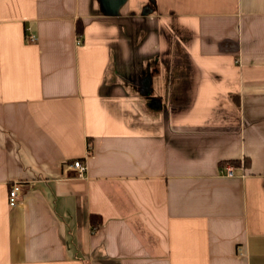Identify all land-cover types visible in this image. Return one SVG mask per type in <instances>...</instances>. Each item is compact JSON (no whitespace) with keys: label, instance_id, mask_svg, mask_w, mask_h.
Masks as SVG:
<instances>
[{"label":"crops","instance_id":"0c3cea01","mask_svg":"<svg viewBox=\"0 0 264 264\" xmlns=\"http://www.w3.org/2000/svg\"><path fill=\"white\" fill-rule=\"evenodd\" d=\"M0 264H264V0H0Z\"/></svg>","mask_w":264,"mask_h":264},{"label":"built area","instance_id":"2783aa9c","mask_svg":"<svg viewBox=\"0 0 264 264\" xmlns=\"http://www.w3.org/2000/svg\"><path fill=\"white\" fill-rule=\"evenodd\" d=\"M25 39L27 42L29 43H34L37 38L35 37V35H29L26 34ZM77 43H79V39L77 40ZM66 166L71 169L72 171H74L77 175V177L83 176V174L85 173L86 170V165H84V163H82L81 161H73L70 164H66ZM226 175L227 176H231V170L230 169H226ZM22 183L18 182V181H13L12 183L9 184V190L7 193V204L8 207H14L16 205H18L19 203V195L22 191Z\"/></svg>","mask_w":264,"mask_h":264},{"label":"trees","instance_id":"16d2710c","mask_svg":"<svg viewBox=\"0 0 264 264\" xmlns=\"http://www.w3.org/2000/svg\"><path fill=\"white\" fill-rule=\"evenodd\" d=\"M80 29H81V27L78 26V28H77V33H80V31H81ZM95 218H96L95 216H92V217H91V222H92L93 225H96V223H97V221H98V220H95Z\"/></svg>","mask_w":264,"mask_h":264}]
</instances>
